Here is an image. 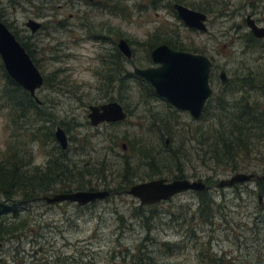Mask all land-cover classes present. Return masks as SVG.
I'll list each match as a JSON object with an SVG mask.
<instances>
[{
  "label": "rangeland",
  "instance_id": "374dc122",
  "mask_svg": "<svg viewBox=\"0 0 264 264\" xmlns=\"http://www.w3.org/2000/svg\"><path fill=\"white\" fill-rule=\"evenodd\" d=\"M174 1L0 0V20L10 23L17 35L23 36L28 43H35L36 49H39L34 54L38 68L48 77V84H55L51 88L41 86L37 96L44 99L53 112V129L57 125L68 129L67 135L72 137L69 151H74L72 159L81 166L87 158L84 154L93 153L88 145L85 150L82 149L86 136L97 149L103 145V139H114L124 134L141 141V150L130 152L127 145L125 149L121 147L126 141H119L115 151L108 153L106 174L111 182H115L110 187L120 188V171L126 157L134 167L133 179L136 182L148 179L145 174L151 168L140 163L143 160L141 154L144 155L146 150H150L161 162L159 169L165 172L167 168L162 165L170 158L169 148L165 147L160 137L161 129L174 125V130L178 128L177 138L182 142L187 134L190 135L187 133L189 128L203 122L201 118L192 119L188 112L176 110L159 96H151L149 103L146 99L139 103V86L134 79L127 77L123 83L124 91H114L113 88L107 94L115 98L118 94L124 97L123 102L132 111L127 119L113 126L109 123L96 127L89 124L88 105L110 101L100 84V74H105L106 63L103 60L107 57L114 60L117 54L115 44L120 38L129 43L132 58L139 67L151 64L150 56L147 57L148 47L144 44L150 37L153 38L150 44L165 37L170 42L178 41L185 47L195 48L198 51L195 53L207 55L214 62L209 78L212 88L210 98H216L223 92L229 95L234 89L249 86L245 82L238 83L237 76L246 77L249 72L251 77L257 74L264 76V55L254 50L244 53L245 43L236 39V30L233 29L242 15L253 11L251 2L254 0H221L222 3L235 4V17L228 16L229 12H223L222 16L210 12L206 23L208 30L204 32L183 24L171 9ZM209 1L213 4L219 0ZM204 2L183 1L202 10ZM240 3H247V6L241 7ZM28 19H35L43 26L36 33H31L25 26ZM90 32H102L106 38H93ZM123 65V75L132 73V65L127 60L123 61ZM223 66L231 77L230 85L226 87L220 84L218 78ZM2 85L0 76V89ZM262 92L263 89L252 88L249 94L264 104ZM168 113L176 116L174 122L168 120L164 127L159 122L152 124V119L163 118ZM6 124V117L0 113V151L5 148L8 139L12 140L9 137L11 130ZM77 148L81 154L75 157ZM194 148H198L196 139L186 142L184 149L190 159H186L181 168L185 178H201L211 185L208 193L216 203L210 215L211 221L203 219L195 191H185L155 203L153 211L156 214L150 219L155 232L152 230L150 239L146 241L148 248L153 250V264H209V258L213 264H264V194L260 199L257 180L253 178L237 185L215 187L219 180L234 174L230 168L231 161L224 159L217 163L208 156L204 157L206 149L197 153ZM259 150L260 153L240 159L237 172L264 173V146ZM31 151L35 162L39 161L37 164L45 163L48 158L45 147L35 145ZM172 168L173 173L166 171L162 177L173 179L174 173H177L176 165ZM97 188H104L103 184L97 185ZM139 204V200L126 191L112 194L84 208L70 202L50 205L37 201L30 204L25 208L30 213L21 214L30 219L29 228L17 239L0 241V264H123L120 259L128 250L131 252L145 234L148 221L142 223L132 218V209ZM162 242L167 244L160 245ZM202 253L213 256L208 258Z\"/></svg>",
  "mask_w": 264,
  "mask_h": 264
},
{
  "label": "trees",
  "instance_id": "16d2710c",
  "mask_svg": "<svg viewBox=\"0 0 264 264\" xmlns=\"http://www.w3.org/2000/svg\"><path fill=\"white\" fill-rule=\"evenodd\" d=\"M106 1L108 2V0ZM175 1L183 3L184 0ZM105 4L109 5V3ZM115 7H118V3ZM90 34L93 38H106L102 32H90ZM152 39L150 37L147 42H144L146 47H148V53L154 46L161 43H166L178 50L198 52L195 48L185 47L181 42H170L165 37L150 44L149 41ZM23 46L28 50L25 45ZM115 49L117 54L114 60L108 59V57L103 60L106 63L105 74H100V84L106 90L105 95L110 93L113 88L114 91H124L123 83L127 77H131L139 86V103L144 99L149 103L151 96L157 98L153 87L144 79L133 72L126 73L127 76L121 73L125 69L123 61L127 60L130 64H134L135 61L130 58L125 59L118 50L117 45ZM147 57L149 58V55ZM36 66L38 65L36 64ZM0 76L3 81L0 89V113L7 119L8 124L6 126L11 130L9 137L12 138V140L8 139L5 148L0 151V241L4 242L19 238L23 231L29 228V223L31 222L27 216H22L21 214L30 213L25 211V208L37 201H44L42 197L49 195V192L98 189L97 185L103 184L104 188L112 190V195L121 191L125 192L130 185L136 183L133 179L134 167L126 157L120 171V188L110 187L115 182H111L108 174H106L107 155L115 151L114 148L119 145V141H126L130 152L135 151V149L141 150L142 143L140 140L124 134L121 137L115 136L114 139H103V145L97 149L86 136L85 145L82 149L85 150L84 148L88 145L93 150V153L84 154L87 157L84 159L85 163L79 166V162L72 159L74 151H69V146L66 149H62L55 139V129H53L55 121L53 120V112H51L50 106H47L44 99L40 98L41 104H38L28 91L10 78L4 69L1 58ZM237 81L238 83L245 82L249 86L244 85L241 90L234 89L229 95L223 92L216 98H209L200 116L201 119L199 118L203 122H199L189 128L190 132L187 131V133H190V135L187 134L182 142L177 138V127L174 130V125L171 126L172 124L165 126L168 120H173V122L176 120L174 114L168 113L163 118L152 119V124L159 122L162 127L165 126L164 129H161L160 137L165 147L169 148L168 158L170 159L163 160L164 164L162 166L164 169L167 168L166 171L168 173H173L172 165H176L177 173H174L173 178L185 177L181 165L186 159L189 160L190 158H188L189 154L184 148L186 142L190 141L191 143L193 139H196L198 144V148H194L197 153L204 148L206 149V151H203L204 157L208 156L210 160L213 159L217 163L222 162L224 159L230 160V168L233 169L234 173L238 171L237 166L240 159L249 157L257 152L260 153L259 148L264 146V109H262L264 104L251 98L249 92L252 88L263 89L264 92V76L257 74L251 77L249 72L246 77L237 76ZM43 85L51 88L55 84H48V77H44ZM263 92L262 94L264 95ZM237 94H241L240 97L236 96ZM107 97H109V100H117L124 106L127 113L124 119L126 120L132 111L129 109L128 104L123 102L124 97L121 94L117 95L118 98L111 95H107ZM172 112L178 114L175 109H172ZM119 122L109 123V125L120 124ZM63 129L68 133L66 127H63ZM68 139L72 140V137H68ZM35 145L41 148L45 147L48 150L46 152L48 158L43 164L35 162L34 154L31 151ZM148 148L150 149L151 147ZM79 154L81 153L77 148L74 155L78 157ZM141 158L143 160L140 163L143 165L147 164L148 168L152 169H150L148 174H145L148 178L147 180L153 179V177L157 178L155 177L156 175L162 177L166 172L159 169L161 162L156 160L150 150H146L144 155L141 154ZM140 180H142V177ZM257 182L258 195L263 196L264 179H257ZM195 192L198 195L203 219L206 222L211 221L210 215L214 206H216L215 200L211 198L208 189ZM154 204H139L132 209L133 219L142 221V223H144V220L148 222L146 228H144V237L140 239L131 252L128 250L126 255L120 259L123 264L154 263L153 250L148 248L146 242L150 239L149 233L154 230L150 221L153 215L156 214L153 211L156 206ZM86 205L78 206L84 208ZM119 218L122 220V216L119 215ZM161 244L167 243L162 242ZM160 245L158 244V249H160ZM175 245L179 248L178 244ZM170 251H173V249H170ZM202 254L208 258L213 256L211 253L209 256L206 253ZM201 257L203 258V256ZM212 262L213 260L209 258V264H213ZM155 264L159 263L155 262Z\"/></svg>",
  "mask_w": 264,
  "mask_h": 264
},
{
  "label": "water",
  "instance_id": "95a60500",
  "mask_svg": "<svg viewBox=\"0 0 264 264\" xmlns=\"http://www.w3.org/2000/svg\"><path fill=\"white\" fill-rule=\"evenodd\" d=\"M177 16L183 24L189 28L201 31L206 30V15L181 3H175ZM25 25L32 31L41 27V22L28 19ZM253 32L264 35L263 29L252 26ZM117 48L128 59L132 56V49L125 38H120ZM0 58L8 76L22 86L30 96L41 104L37 96V90L44 82L43 75L33 63L30 55L16 38L14 33L0 20ZM150 59L154 66L139 67L134 65L133 72L147 81L154 89L157 96L165 99L174 108L187 111L192 118H199L212 88L209 83V75L212 67L210 58L202 53L174 49L166 43H161L150 50ZM221 83L225 84L227 75L225 70L220 72ZM87 117L92 126L101 123H114L126 118L124 106L117 100H110L102 104H90L87 107ZM54 136L62 149L68 147V136L63 127L57 125ZM126 148V143H122ZM257 178L264 179V173L237 172L229 178L221 179L215 187L232 186ZM209 186L199 178H173L168 180L157 177L150 180L136 182L127 189V193L139 200L140 205H149L170 199L176 194L185 191H199L208 189ZM111 189H79L65 192H57L45 195L42 199L47 204L62 202L76 203L83 206L89 203L103 200L110 196ZM261 195L259 198L261 199ZM261 200H259L260 202Z\"/></svg>",
  "mask_w": 264,
  "mask_h": 264
},
{
  "label": "flooded vegetation",
  "instance_id": "af4514ba",
  "mask_svg": "<svg viewBox=\"0 0 264 264\" xmlns=\"http://www.w3.org/2000/svg\"><path fill=\"white\" fill-rule=\"evenodd\" d=\"M87 1H91V2L94 1L95 2V0H87ZM175 3H179V2L174 1L171 4V9H172V11L174 13H176V10L174 8V4ZM251 3H252V6L254 8L253 11L251 13L250 12L245 13L244 15L241 14L243 16L242 19H241V21L236 22V24L233 27V29L236 30V34H237L236 39H240L241 43H243V44L245 43L244 46H243L245 48L244 51H243L244 53L247 52V51H249V50H254L256 53L257 52L258 53L261 52L264 55V53H263L264 52V35L258 36L252 30V26H253V27L257 28V29H263V31H264V0H254ZM181 4H183V3H181ZM183 5H185V4H183ZM234 5L235 4L233 2H231V3L230 2H224V3H222V1L219 0L218 2H215V3L212 4V2H210L209 0H205V2H204V9L203 10L202 9H196V8L191 7V6H188V5H185V6L190 7L192 9H194V10L201 11V12H203L206 15V20H205L206 30H204V31H207L208 28H207V24L206 23L208 21V17L210 15V12H213V14H215L216 16H222L223 15V12L224 13L229 12V15L228 16H233L234 15V17H235V14L237 12H236L235 9H233V6ZM240 5H241V7H244L245 5L247 6V3H240ZM176 15H177V13H176ZM215 15H214V17H215ZM5 24H6L7 27L9 26V29L12 27V25L10 23L5 22ZM191 29L198 30V29H195V28H191ZM198 31H201V30H198ZM12 32L15 33L14 35L16 36L17 39H19V42L22 44V46L25 45L27 47L28 50H26V48L23 46L27 52L29 51L28 54L29 53L31 54L30 57H31L32 61L33 60L35 61V62L33 61V63L34 64L36 63L38 65L39 64L38 63V60L34 57V54L37 53V52H39V49H36L35 43H33L32 41H30L28 43L27 42L28 40L26 41L23 36H20L19 37L17 35V32L15 30H13ZM30 32L31 33H36L37 30L36 31H32L30 29ZM223 47H225V45H223ZM132 57H133V53H132V56H131L130 59H133ZM259 58H261V56H259ZM210 60L212 61V67H213L214 66V62H213V60L211 58H210ZM131 65L133 67L134 65H136V62L134 64H131ZM151 65L154 66V64H152V62L148 66H151ZM262 65L264 66V63ZM140 67H142V66H140ZM144 67H147V66H144ZM212 67H211V69H212ZM225 67H226V64H225ZM225 67L223 66V68H221V70L218 73V78L220 80V84L222 86H224V87L230 85V81H231V77H229V75L225 71L226 72V75H227V81H226L225 84H222L221 83L220 72L222 70H225L224 69ZM210 72H211V70H210ZM43 77H45V76L43 75ZM209 78H210V75H209ZM209 83H210V81H209ZM211 95H212V93H211ZM204 107H205V105H204ZM176 110H178V109H176ZM203 110H204V108H203ZM203 110H202V112H203ZM179 111H181V110H179ZM184 112H187V111H184ZM199 118H197V119H199ZM192 119L197 120L195 118H192ZM255 179L257 180V178H255ZM235 185H237V183H235ZM208 186L210 187L211 185H208Z\"/></svg>",
  "mask_w": 264,
  "mask_h": 264
},
{
  "label": "clouds",
  "instance_id": "9594fccd",
  "mask_svg": "<svg viewBox=\"0 0 264 264\" xmlns=\"http://www.w3.org/2000/svg\"><path fill=\"white\" fill-rule=\"evenodd\" d=\"M37 163H39V161H37Z\"/></svg>",
  "mask_w": 264,
  "mask_h": 264
}]
</instances>
